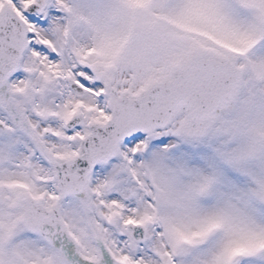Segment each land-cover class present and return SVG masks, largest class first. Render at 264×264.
I'll return each instance as SVG.
<instances>
[{
	"label": "snow or ice",
	"instance_id": "obj_1",
	"mask_svg": "<svg viewBox=\"0 0 264 264\" xmlns=\"http://www.w3.org/2000/svg\"><path fill=\"white\" fill-rule=\"evenodd\" d=\"M0 264H264V0H0Z\"/></svg>",
	"mask_w": 264,
	"mask_h": 264
}]
</instances>
